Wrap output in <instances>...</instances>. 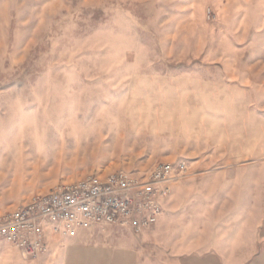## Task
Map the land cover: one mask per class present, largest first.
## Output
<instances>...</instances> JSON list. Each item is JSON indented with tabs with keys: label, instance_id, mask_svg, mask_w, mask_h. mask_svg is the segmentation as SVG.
Wrapping results in <instances>:
<instances>
[{
	"label": "rangeland",
	"instance_id": "1",
	"mask_svg": "<svg viewBox=\"0 0 264 264\" xmlns=\"http://www.w3.org/2000/svg\"><path fill=\"white\" fill-rule=\"evenodd\" d=\"M263 48L264 0H0V211L88 174L209 154L236 99L210 81Z\"/></svg>",
	"mask_w": 264,
	"mask_h": 264
},
{
	"label": "crops",
	"instance_id": "2",
	"mask_svg": "<svg viewBox=\"0 0 264 264\" xmlns=\"http://www.w3.org/2000/svg\"><path fill=\"white\" fill-rule=\"evenodd\" d=\"M224 76L210 81L214 92L223 87L236 98L225 112L224 142L203 139L210 153L188 156L152 228L129 230L113 246L54 234L45 255L25 260L5 248L0 264H264V59Z\"/></svg>",
	"mask_w": 264,
	"mask_h": 264
},
{
	"label": "built area",
	"instance_id": "3",
	"mask_svg": "<svg viewBox=\"0 0 264 264\" xmlns=\"http://www.w3.org/2000/svg\"><path fill=\"white\" fill-rule=\"evenodd\" d=\"M187 169L186 160L157 162L143 173L118 170L61 182L14 209L0 211V242L35 260L48 252V235H69L93 225L140 233L156 224L162 201Z\"/></svg>",
	"mask_w": 264,
	"mask_h": 264
}]
</instances>
